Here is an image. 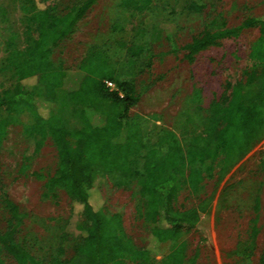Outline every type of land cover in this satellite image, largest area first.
Returning <instances> with one entry per match:
<instances>
[{"label":"trees","instance_id":"trees-1","mask_svg":"<svg viewBox=\"0 0 264 264\" xmlns=\"http://www.w3.org/2000/svg\"><path fill=\"white\" fill-rule=\"evenodd\" d=\"M96 2L83 0L59 13L58 0H20L19 20L25 29L26 47H9L7 62L15 70V84L0 90V157L10 125L29 115L31 124L25 133L35 140L36 151L51 137L58 154L54 175L44 178L46 195L64 191L73 212L84 216L80 241L69 261L63 259L62 249L47 262L37 259L17 239L26 214L4 193L0 205L9 218L6 229L0 230V245L17 264H126L127 260L138 264H196V258H187L185 235L210 216L213 197L185 210L177 209L175 202L186 186L198 192L206 178L216 177L221 182L264 139V13L248 17L235 27L207 29L182 48L193 57L222 39L239 37L245 29L259 30L249 54L252 68L246 71L245 82H236L229 96L214 100L206 110L201 130L183 140L172 129L130 114L140 101L136 77L151 69L157 57L145 27L135 29L130 41L119 38L107 47L92 45L76 71L54 63L53 48L75 33L78 22ZM119 7L123 12L148 16L174 13L170 6L155 0H120ZM205 8L204 0H191L186 7L190 13H201ZM160 27L168 51L178 52L177 26L163 22ZM113 29L117 32L123 27L115 24ZM113 49L125 51L124 60H112L109 51ZM107 81L117 90H111ZM254 85L257 91L250 101L246 94ZM59 91L65 93L71 108V124L59 114L41 111L38 97L55 103ZM194 99L199 101V91ZM100 101L108 102L110 110H99ZM97 170L120 177L124 184L139 179L144 216L152 225L145 247L135 245L118 214H108L105 208L94 205ZM219 201L220 210L222 199ZM253 209L248 240L232 252L240 260L252 259L258 236H264V213L258 226L262 210L259 197ZM163 244H169V252L157 263L155 255ZM0 264H6L1 256ZM258 264H264V243Z\"/></svg>","mask_w":264,"mask_h":264},{"label":"rangeland","instance_id":"rangeland-1","mask_svg":"<svg viewBox=\"0 0 264 264\" xmlns=\"http://www.w3.org/2000/svg\"><path fill=\"white\" fill-rule=\"evenodd\" d=\"M83 0H58L59 13ZM191 0H155L174 10L165 16H148L123 12L120 0H97L88 13L78 22L75 33L53 48V61L65 70L76 71L85 53L92 45L104 47L122 38L130 41L135 29L145 27L148 38L154 43L157 57L146 72L136 77L140 95L139 103L130 110L131 116H140L157 127L174 130L181 139H188L202 128L209 105L229 96L232 86L246 80V71L252 68L250 51L259 37L258 28L245 29L237 38H226L217 45L188 57L182 49L193 38L224 25L235 27L248 17L264 13V0H204L206 8L201 13H190L186 7ZM20 0H0V90L15 84V70L8 64L9 47H26L25 29L20 23ZM177 26L178 52H169V45L162 36L161 23ZM117 24L123 27L114 31ZM109 56L122 61L125 51L113 49ZM200 92L199 101L194 94ZM257 86L248 89L246 96L253 100ZM65 93L59 91L55 103L43 101V113L61 115L67 124L73 122L71 108ZM201 106V109L197 107ZM98 109L109 111V103L98 102ZM31 124L24 114L10 125L0 157V199L5 193L26 214L17 239L31 254L41 261H49L59 249L63 259L71 260L80 241L85 218L74 213L69 196L62 190L46 195L45 181L54 175L58 154L51 137L36 151L35 140L25 133ZM42 175L43 177H39ZM93 203L105 208L108 214H118L127 235L136 246L148 243L152 225L145 219V201L139 193V179L124 184L120 177L97 170L94 175ZM213 197L212 212L198 229L185 235L188 244L187 258H196V264H258L264 236H258L255 256L240 260L232 252L248 240L254 214V202L261 201L262 224L264 213V139L221 181L206 178L198 192L184 187L175 202L180 210L199 205ZM222 199L220 210L217 205ZM8 213L0 205V230L7 226ZM169 252L163 244L155 255L160 262ZM0 256L6 264H17L0 245ZM126 264H138L127 260Z\"/></svg>","mask_w":264,"mask_h":264},{"label":"built area","instance_id":"built-area-1","mask_svg":"<svg viewBox=\"0 0 264 264\" xmlns=\"http://www.w3.org/2000/svg\"><path fill=\"white\" fill-rule=\"evenodd\" d=\"M106 84L111 90H117V87L113 82L107 81Z\"/></svg>","mask_w":264,"mask_h":264}]
</instances>
